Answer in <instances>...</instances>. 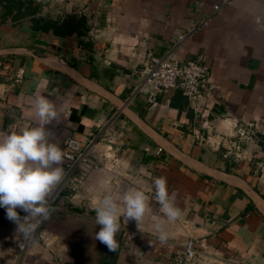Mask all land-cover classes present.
I'll use <instances>...</instances> for the list:
<instances>
[{"label":"crops","instance_id":"1","mask_svg":"<svg viewBox=\"0 0 264 264\" xmlns=\"http://www.w3.org/2000/svg\"><path fill=\"white\" fill-rule=\"evenodd\" d=\"M33 6L36 15L5 22L0 6V134L11 125L35 126L33 103L43 95L60 109L50 125L55 142L62 147L75 136L95 145L90 164L72 175L63 163L54 211L31 239L4 210L0 264H170L190 239L200 253L193 264H264V145H245L237 159L228 138L236 124L264 133V0H34ZM69 17L86 21L81 38L33 27L38 18ZM173 50L209 69L208 90L196 100L180 90L152 95L143 84V63ZM216 135L227 138L219 147ZM161 176L182 211L167 225L166 242L151 217L140 229L122 218L115 252L95 239L97 199L137 181L154 197L153 179ZM150 203L158 212L154 198Z\"/></svg>","mask_w":264,"mask_h":264},{"label":"clouds","instance_id":"2","mask_svg":"<svg viewBox=\"0 0 264 264\" xmlns=\"http://www.w3.org/2000/svg\"><path fill=\"white\" fill-rule=\"evenodd\" d=\"M33 111L35 126L17 129L11 125L10 132L0 134V207L6 209L7 218L25 239H31L51 218L54 209L50 198L66 176L62 165L67 153L52 139L50 128L58 120L60 109L54 101L38 95ZM139 183L123 190H108L93 204L95 224L101 226L95 239L112 252L118 247L116 237L122 218L125 224L136 221L140 229L145 218L151 217L154 233L160 242H166L170 237L167 225L181 217L182 211L175 204L176 191H169L166 177L153 179L154 197L138 187ZM153 198L159 204L158 212L150 203ZM17 209L27 215L21 217Z\"/></svg>","mask_w":264,"mask_h":264},{"label":"built area","instance_id":"3","mask_svg":"<svg viewBox=\"0 0 264 264\" xmlns=\"http://www.w3.org/2000/svg\"><path fill=\"white\" fill-rule=\"evenodd\" d=\"M220 7H215V11H219ZM188 35L182 36L180 41H184ZM143 84L148 85L152 95L161 94L168 91L180 90L182 94L189 100H196L207 90L210 82V73L207 66L199 61H183L173 50L167 56L161 58H153L143 63L141 69ZM208 130L212 129L208 123L204 124ZM213 136L207 138L210 141ZM219 141L216 146H220L226 136H217ZM231 139L230 154L237 159H241L243 155V147L253 142H261L264 145V133L260 134L253 124H236ZM95 145V141H82L75 136L67 137L62 145V149L66 151L67 156L64 160L66 163L67 174L72 175L79 167L90 164L91 150ZM111 150V148H109ZM162 150L159 152L161 153ZM94 169H99L95 166ZM59 189L54 191L50 198V206L57 200ZM5 208L0 207V221L4 216ZM27 247L26 241L18 244V248L24 251ZM199 246L197 241L190 239L184 246V250L180 254L173 255L170 258V264H193L199 258Z\"/></svg>","mask_w":264,"mask_h":264},{"label":"trees","instance_id":"4","mask_svg":"<svg viewBox=\"0 0 264 264\" xmlns=\"http://www.w3.org/2000/svg\"><path fill=\"white\" fill-rule=\"evenodd\" d=\"M5 2L4 12L2 14V22H5L9 17L13 21L25 18V16H34L37 14V6L34 5V0H0ZM34 30L41 32L42 35L53 31L56 36L65 38H81L87 30L86 21L77 17H69L62 23L52 21L48 18H38L34 21Z\"/></svg>","mask_w":264,"mask_h":264},{"label":"rangeland","instance_id":"5","mask_svg":"<svg viewBox=\"0 0 264 264\" xmlns=\"http://www.w3.org/2000/svg\"><path fill=\"white\" fill-rule=\"evenodd\" d=\"M4 5H5V2L1 1V3H0V6H1V8H2V9H1V13L4 12V7H3Z\"/></svg>","mask_w":264,"mask_h":264}]
</instances>
